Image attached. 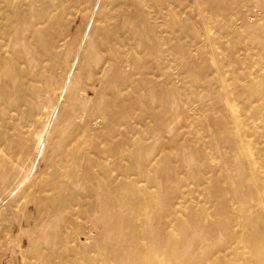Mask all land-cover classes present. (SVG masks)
<instances>
[{
	"label": "bare ground",
	"instance_id": "1",
	"mask_svg": "<svg viewBox=\"0 0 264 264\" xmlns=\"http://www.w3.org/2000/svg\"><path fill=\"white\" fill-rule=\"evenodd\" d=\"M66 1L52 0L53 5L51 0H0V12H11L10 15L16 16L34 10L50 26L57 23L61 26L60 39L69 35L66 24H60L62 20L58 17L66 8L69 9L63 5ZM73 1L68 0V3ZM143 1L132 4L127 1L119 7L124 16L122 30L112 23L110 17L104 19L105 22L97 19L106 25L105 28L114 27L111 34L114 42L105 49H99L108 57L100 62L97 70L88 72V81L84 82L81 92H75L73 87L83 82L84 77L80 73L89 68L86 64L90 58L88 46L82 49L81 60L73 67L79 50L74 38L65 47V54L56 58L49 57V53H57L59 44L44 47V58H39L36 46L29 44L28 49L36 55L32 59L23 57L22 48L16 49L20 43L16 34L7 35L2 42V50L10 53L12 49V52L10 58L0 57V127L7 129L8 144L13 145L12 150H20V155L13 157L12 153L10 168L3 179L9 175L10 186L17 188L28 178L34 165L44 163V168L29 178V181L33 180V190L22 195L25 202L35 204L38 217L47 208L51 211L47 210L46 216L68 226L57 234L62 243H67L62 249L70 251L74 264H172L170 253L174 250L169 247L168 231L169 227L177 225H181L184 232H213L212 238H201L199 242L205 257L192 264H264V132L258 134L259 140L263 141L254 143L249 137L258 131L246 128L251 117L260 115L264 122V93L259 96L263 107L253 116L251 109L243 111L242 118L226 93L215 101L223 120L213 122V126L242 158L233 157L227 151L222 152V156L226 157L228 153L225 162L235 174L246 177L234 180L228 176L226 184L217 181L211 188L216 192L213 196L218 203L210 208L205 204L195 208L197 205L193 202L197 200L186 188L183 189V185L200 186L209 182L205 177L204 160H213L209 150L216 151L217 143L207 141L208 149L193 138L179 144V136H171L178 118L187 117L188 107L184 105L188 100L182 99L183 90L177 84L180 76L170 77V62L181 57V66L193 76L186 61V51L179 43V37L173 36L172 28L178 24L183 31L197 23L210 42L211 31L207 24L212 17L209 20L201 8L207 4L204 0L153 1L152 7L159 13L155 16L172 17L167 26L168 38L164 40L150 22L147 1ZM82 3L85 16L99 5L98 17L103 19L100 14L107 8L105 2L82 0L78 5ZM45 5L55 7L58 15L49 16L51 12L45 9ZM186 7L197 9L198 21L191 18L195 15L194 9L184 14L185 20L178 17ZM113 12H117L119 17L118 11ZM7 16L3 18L5 24L17 22L12 15ZM141 19L143 21L138 26ZM134 28L142 30L134 32ZM30 31L26 43L30 39H41L44 34L36 32L34 26ZM121 33L134 41H124ZM144 33L151 34L153 44L146 41ZM208 51L213 53L214 49L209 47ZM72 56L75 59L72 60ZM41 61L45 64L40 66ZM209 61L213 63L214 70H223L216 56L212 55ZM231 65L236 67L238 62L232 60ZM111 66L115 68V74L104 82ZM10 67L16 72L12 73ZM127 67L135 72L126 74ZM261 70L257 75H260L259 84L264 87ZM207 71L208 67L200 73L206 74ZM18 80L15 90L13 86ZM205 83L208 90L215 87L212 86L214 83ZM99 84L100 88L97 87ZM116 84L118 87L110 90ZM17 92L21 99L19 102L15 99ZM87 93L91 95L90 99L86 98ZM174 93L177 103L169 98ZM26 102L29 104L26 122L32 126L29 130L9 134L8 130L13 131L14 122L7 120L8 115L12 111L18 113ZM68 102L72 103L70 110H67ZM90 103L94 107L90 108ZM154 104L159 111L153 108ZM173 104L179 113L171 112ZM138 105L143 110L134 116L137 122L133 123L130 108ZM57 107L58 115L53 118L52 113ZM61 114L70 120L73 117V120H68L69 131L57 119ZM120 127L124 128L123 131ZM146 134H150L148 139L143 137ZM61 135L63 139L68 137L70 140L63 144L55 143L54 139ZM1 166L6 171L3 160L0 161ZM220 167L219 161L215 162L212 166L214 173L219 172ZM173 183L177 186H171ZM163 188L167 189L166 193L161 192ZM235 200L242 202L244 209L233 213L231 205ZM183 204L188 206L187 214L179 209ZM253 206L256 208L252 212ZM255 213L257 216L252 220ZM201 216L206 220L201 221ZM216 216L222 220L215 221ZM191 217L195 221L189 223ZM217 235L224 236L225 240L217 242Z\"/></svg>",
	"mask_w": 264,
	"mask_h": 264
},
{
	"label": "rangeland",
	"instance_id": "2",
	"mask_svg": "<svg viewBox=\"0 0 264 264\" xmlns=\"http://www.w3.org/2000/svg\"><path fill=\"white\" fill-rule=\"evenodd\" d=\"M37 1L42 2V0ZM127 1L132 4L139 0H99V3L105 2L107 6V8L104 9L105 11L103 14H100L103 19H99L98 17L99 5H95L91 12L85 16L82 13V10L85 7L84 3L78 5L82 0H75L69 3L67 0L63 5L69 9L66 8V11L59 15L54 10L55 7L45 5V9L51 12V14H48L49 16L54 17V15H58L62 20L60 24H66L67 33L69 35L66 36V38L62 37L64 38L62 41H60L62 38L59 39L61 26H59L58 23L56 26H50L47 21H43L36 12H33L34 10H28L25 13L16 16L11 14L12 18L17 22L12 23L11 21L6 22V24L4 23L3 18H5L7 14V17L11 16V12H7L6 14L0 12V57H11L10 53L12 52V49H10V53L2 50V42H4L9 33L16 34L19 37L20 43L16 45V49L22 48L24 54L23 57L32 59H35L36 55L33 50L31 51L28 49L29 44L36 46L39 52V58H44L45 48H50L59 44L57 53H53L52 51L49 53V57L52 56V58H56V56L59 57L60 54H65V47H67L74 38V43L76 47L79 46V50L76 64L74 62L73 67H76L80 62L81 58L79 55L84 47L88 46L90 51V58L86 61L89 68L82 70V73H80L82 74V78L84 77L83 82L78 83L73 87L75 92H81L84 88V82L88 81V72L97 70L100 62L108 57V54L99 51V49H105L108 46L113 45L114 42L111 37L112 29L114 27L112 25H107L108 28H105L106 25L103 22L97 21V19L104 21V19L110 17L112 23H115L118 29L123 27L124 16L119 12V7L124 5ZM146 1L149 15L151 14L154 16L153 18L150 15V22L156 26L160 36L164 40L167 39V26H169L172 21V17L166 15H161L160 17L155 16V14H159L152 7V2L156 0ZM187 1L191 2V0ZM204 1H206L207 4H204L201 8H203L209 20L211 19L210 17H212L209 24H207L208 29L211 31L210 42H207L205 35L197 23H193L192 26L184 28L183 31L179 29L178 24H175L172 28L173 36L179 37V43L186 51V61L191 66L193 76L182 67L183 65L181 66V57L180 59L176 57V60L171 61L169 64L171 66L170 77L172 75L180 76L177 84L183 90L182 99L185 100L186 98L188 100V104L184 105L185 107H188L187 117L180 116V118H178V122L173 128L171 136L178 135L179 144H181L182 141L191 138L198 140L199 144L203 146H208V142L217 143H214L217 145L216 151H212L208 146V149H210L209 151L213 154V160L207 158L204 160L205 177L209 182L207 184L202 183L200 186L183 185V189L186 188V190L197 200L193 202L197 205L195 208H199L203 206V204L210 208L209 206L218 203L213 196L216 192L211 188V186H216L217 181L226 184L228 183V176H232L234 180H236V178L246 177V175L235 174L230 165L225 162V159L229 154H231V156L233 155V157L238 156L239 158H242V155L235 152L234 149H232V146L226 141V138L222 139L213 126V122L223 120L215 101H217L221 94L225 96L226 93V97L230 99L232 103L231 105L234 106L235 111H238L239 117L242 118V116H244L243 111L249 112L251 109L253 116L255 112L263 107L259 100V96L264 93V87L259 84L260 75H257L258 70L261 68V73L264 74V0ZM55 2H57V0H55ZM157 2H161V0H157ZM51 4L54 5L52 0ZM41 5L43 4L41 3ZM193 9L195 15L191 18H194V22L198 21V13L195 7L184 8L179 12L178 17L181 20H185L184 14ZM114 10L118 11L119 17L116 15L117 12H113ZM29 19H31L30 22L28 21ZM142 21L143 19H141L137 25L140 26ZM32 26H34L36 32L41 31L44 32V34L41 39H30V41L26 43V38L31 35L30 30L32 29ZM134 29V32L142 30ZM120 30H122V28ZM76 33L77 35H75ZM74 36H77V38ZM144 38L149 44H153V37L150 33H144ZM121 39H124V41L129 43L134 41L131 38H126L123 33H121ZM209 47L214 49L213 53H209ZM212 55L216 56L223 65L222 71L214 70V67L212 66L213 63L209 61ZM71 59L73 60L75 58L72 56ZM232 60L238 62L236 67L231 65ZM43 64H45V62L41 61L40 66ZM204 66L208 67L206 74L200 73L207 69V67L204 68ZM10 71L12 73L16 72L15 69L11 67ZM253 71L256 72L254 75H252ZM134 72L135 71H133L132 68H126V74L130 75ZM113 74H115V68L111 66L109 72L104 78V82L110 80ZM136 78H138V75ZM18 83L19 80L13 86L15 90H17L16 85ZM204 83L205 85H207V83H214L212 86L215 87L208 90L206 86H204ZM116 86L118 87V84L112 85L110 90L115 89ZM97 87L100 88L101 85L99 84ZM174 95L175 93L171 94L169 97L170 101L172 100L175 102L176 100L177 103V96ZM85 96L90 99L91 95L87 93ZM250 97H252L253 100ZM249 98L251 100L250 102ZM15 99L17 102L21 100L19 92L15 94ZM68 104L69 107L67 110L72 109V103L68 102ZM89 106L90 108L94 107L92 103H90ZM156 107L157 104H154L153 108ZM58 109L59 107L53 111V118L58 115ZM28 110L29 104L26 102L18 113L12 111L11 114L8 115L9 118L7 120H12V123L14 122L13 131L8 130L9 134L29 130L32 123L26 122ZM142 110L143 108L138 105L131 107L130 113L134 117L138 113H142ZM155 110L159 111L160 109L156 108ZM171 112H178L176 104L172 105ZM57 119L64 125V129L67 128V131H69L70 123L68 120L70 119L63 114ZM71 120H73V117ZM132 122H137L135 117ZM246 128H253L258 131L253 136L251 135L252 137H249L251 142L255 143L263 141L258 138V134L264 132V122L260 115L258 117H251ZM119 129L120 131H123L124 128L121 129L120 127ZM6 130L5 128L0 127V161L3 160L4 167H6V171L2 169V166L0 167V264H74L70 257V251L68 249H62L67 243H62L61 237L57 234L62 229L68 228V226H64L62 222H59L55 218L46 216L45 212L48 210L47 208H44V211L38 217L36 214L38 209L35 204L32 202H25L22 195L28 190H33V180L29 181V178L32 175L33 177L36 176V173L40 171V168H44V163L39 162L37 166L34 165L29 172L28 178L24 180L22 186H16L17 188H12V185L10 186L9 175L5 176V180L3 179V176L7 173V169L10 168L12 153L13 157L14 155H20V150H12L13 145L10 143L8 144V137L5 134ZM143 137L148 139L150 134L143 135ZM69 140L70 138L68 137H64L63 139L61 135L59 139L55 138L54 142L57 144H63ZM131 145L132 142H130V146ZM224 146H226L227 149ZM255 150L257 152V149L254 147V151ZM201 151L203 152V150ZM224 151L229 153L225 154L226 157L222 156V152ZM183 154L186 155L184 151ZM19 161H21L20 158ZM217 161L220 163L221 170L214 173L212 166ZM191 174L194 175V172H191ZM161 177L164 176L162 175ZM158 179L160 180L159 177ZM161 186L165 185L161 184ZM171 186H177V184L173 183ZM151 190H153V188ZM166 191L167 189L165 190L164 188L161 190L162 193H166ZM220 200L222 199L220 198ZM250 203L252 202H249V204ZM248 205L246 204L247 207ZM187 207V205L183 204L179 206V209L182 210L184 214H187ZM255 208L256 207L253 206L252 212ZM242 209H244V204L237 200L231 205L233 213ZM48 211L51 210L49 209ZM256 213H258V211ZM256 213L253 214L251 218L252 220L256 218ZM154 215L156 214L154 213ZM214 219L215 221L222 220L220 216H216ZM200 220L204 221L206 220V217L201 216ZM194 221L195 218L191 217L189 223ZM168 237L170 239L169 247L174 250L170 253L172 264H192L205 257V252L199 248V242H201V238H212L213 232H202L201 234L199 230L194 232H184L182 226L177 225L173 228L169 227ZM215 240L217 242L224 241L225 237L217 235Z\"/></svg>",
	"mask_w": 264,
	"mask_h": 264
}]
</instances>
